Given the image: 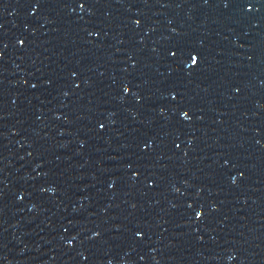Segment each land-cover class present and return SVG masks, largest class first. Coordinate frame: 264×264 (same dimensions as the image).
Returning <instances> with one entry per match:
<instances>
[{"label":"water","instance_id":"1","mask_svg":"<svg viewBox=\"0 0 264 264\" xmlns=\"http://www.w3.org/2000/svg\"><path fill=\"white\" fill-rule=\"evenodd\" d=\"M0 264H264V0H0Z\"/></svg>","mask_w":264,"mask_h":264}]
</instances>
